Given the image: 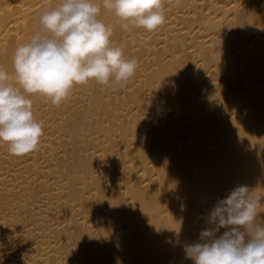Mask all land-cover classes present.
<instances>
[{
	"label": "bare ground",
	"instance_id": "obj_1",
	"mask_svg": "<svg viewBox=\"0 0 264 264\" xmlns=\"http://www.w3.org/2000/svg\"><path fill=\"white\" fill-rule=\"evenodd\" d=\"M92 2L137 70L59 105L30 96L38 149L0 144V264H194L184 249L219 199L247 185L264 210V0H163L151 32ZM60 3L0 0L13 83L15 49Z\"/></svg>",
	"mask_w": 264,
	"mask_h": 264
},
{
	"label": "clouds",
	"instance_id": "obj_2",
	"mask_svg": "<svg viewBox=\"0 0 264 264\" xmlns=\"http://www.w3.org/2000/svg\"><path fill=\"white\" fill-rule=\"evenodd\" d=\"M103 8L123 21L125 30L131 25L151 32L165 23L163 0H103ZM100 12L92 0H61L39 15L40 32L15 49L14 83L0 68V144H7L11 155L36 151L43 136L30 96L59 105L74 85L126 83L135 74L138 61L125 59L112 45L113 30L98 19ZM261 205L247 185L235 187L209 211L214 227L185 247L186 257L194 264H264ZM221 228L228 230L217 236Z\"/></svg>",
	"mask_w": 264,
	"mask_h": 264
}]
</instances>
